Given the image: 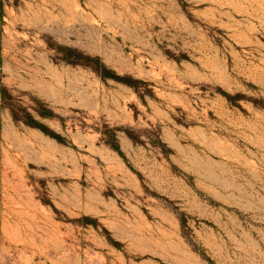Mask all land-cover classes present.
<instances>
[{"label": "rangeland", "instance_id": "374dc122", "mask_svg": "<svg viewBox=\"0 0 264 264\" xmlns=\"http://www.w3.org/2000/svg\"><path fill=\"white\" fill-rule=\"evenodd\" d=\"M0 264H264V0H0Z\"/></svg>", "mask_w": 264, "mask_h": 264}, {"label": "trees", "instance_id": "16d2710c", "mask_svg": "<svg viewBox=\"0 0 264 264\" xmlns=\"http://www.w3.org/2000/svg\"><path fill=\"white\" fill-rule=\"evenodd\" d=\"M93 62L94 63H97L98 61L97 60H93ZM104 75L105 76H110V77H112V78H114V79H116V80H118V81H122V82H125V83H130L129 81H125L124 79H122L120 76H117V75H109V74H107V73H104ZM44 130V132H46L47 134H49L50 136H52V137H54V138H56L58 141H62V138L61 137H59V136H57V135H55V134H53V133H50L49 131H47V130H45V129H43Z\"/></svg>", "mask_w": 264, "mask_h": 264}]
</instances>
